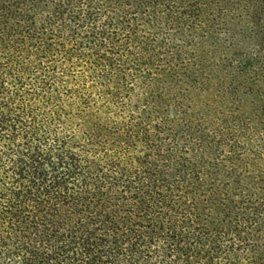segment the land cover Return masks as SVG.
Instances as JSON below:
<instances>
[{"label":"trees","instance_id":"16d2710c","mask_svg":"<svg viewBox=\"0 0 264 264\" xmlns=\"http://www.w3.org/2000/svg\"><path fill=\"white\" fill-rule=\"evenodd\" d=\"M0 264H264V0H0Z\"/></svg>","mask_w":264,"mask_h":264}]
</instances>
